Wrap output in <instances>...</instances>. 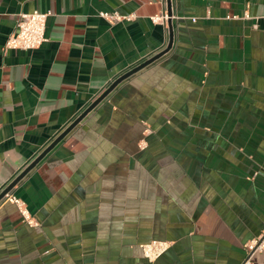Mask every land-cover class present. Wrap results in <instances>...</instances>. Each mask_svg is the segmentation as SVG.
<instances>
[{
	"label": "crops",
	"instance_id": "0c3cea01",
	"mask_svg": "<svg viewBox=\"0 0 264 264\" xmlns=\"http://www.w3.org/2000/svg\"><path fill=\"white\" fill-rule=\"evenodd\" d=\"M35 10L47 40L5 48ZM262 16L264 0H0V191L169 47L10 191L34 224L0 201V264H241L264 230Z\"/></svg>",
	"mask_w": 264,
	"mask_h": 264
},
{
	"label": "built area",
	"instance_id": "2783aa9c",
	"mask_svg": "<svg viewBox=\"0 0 264 264\" xmlns=\"http://www.w3.org/2000/svg\"><path fill=\"white\" fill-rule=\"evenodd\" d=\"M49 15L50 12H42L39 10L29 13L22 12L17 19L14 31L10 34L5 43V48L24 50L39 48L47 40L46 27ZM99 15L112 23L122 20L130 21L135 17L134 14L125 15L118 12H100ZM262 18L264 20V16H262ZM168 19L169 15L167 12L151 16V20L155 23H166ZM6 197L17 205L25 223L30 225L35 223V219L31 215L25 201L10 193H8ZM167 247L168 245L165 241L156 240L145 244L143 249L145 255L153 260L162 254ZM263 250L264 230L259 236L253 238L247 243L246 254L241 264H253L255 255Z\"/></svg>",
	"mask_w": 264,
	"mask_h": 264
},
{
	"label": "water",
	"instance_id": "95a60500",
	"mask_svg": "<svg viewBox=\"0 0 264 264\" xmlns=\"http://www.w3.org/2000/svg\"><path fill=\"white\" fill-rule=\"evenodd\" d=\"M171 15V12H169ZM169 50V47L160 52L159 54L141 62L137 66H134L121 76H119L113 83H111L84 111L80 114L73 122H71L68 126H65L58 132L41 150L38 152L37 157L32 160L27 166L18 174L7 186L3 187L0 191V201H2L8 193L19 183V181L29 173V171L36 166V164L65 136L67 135L71 129L76 126L89 111H91L98 103H100L121 81L131 76L135 72L154 62L162 55H164Z\"/></svg>",
	"mask_w": 264,
	"mask_h": 264
}]
</instances>
